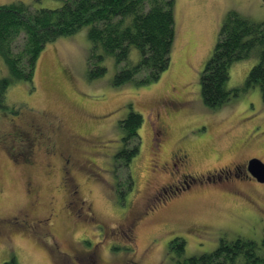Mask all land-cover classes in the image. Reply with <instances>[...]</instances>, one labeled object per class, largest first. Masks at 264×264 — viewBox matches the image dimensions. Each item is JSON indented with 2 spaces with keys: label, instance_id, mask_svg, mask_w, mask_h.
Wrapping results in <instances>:
<instances>
[{
  "label": "rangeland",
  "instance_id": "obj_1",
  "mask_svg": "<svg viewBox=\"0 0 264 264\" xmlns=\"http://www.w3.org/2000/svg\"><path fill=\"white\" fill-rule=\"evenodd\" d=\"M13 1L17 0H0V4ZM18 1L33 8L58 7L63 2ZM228 10L263 20L264 0H174L169 67L158 80L145 84L129 80L115 85L117 65L107 54L102 61L104 74L89 77V25L45 44L33 82L20 80L7 88L6 103L18 112L0 115V135L14 136L18 126L28 130L32 120L47 131L56 129L50 140L55 146L53 172L43 158L44 143L28 165L12 162L0 144V215L14 216L36 200L31 215L48 219L35 234L19 228L0 236V264L12 257L18 264H66V258L79 264L78 257L91 250L97 251L100 264H120L129 258L140 264H178L171 257V243L168 248L176 236L187 240L183 256L209 252L221 238L264 237L258 221L264 182L231 180L233 166L251 157L264 162L260 88L247 87L217 107L206 106L201 98L200 75ZM139 58L138 49L131 47L130 61ZM257 59L233 62L227 87L243 86ZM0 73L8 75L1 57ZM131 110L143 116V123L138 129V153L127 168L133 182L126 189L120 183L126 171L116 167L115 154L122 146L119 120ZM79 135L82 149L67 164L74 186L78 184L75 196L60 187L63 159L58 153L71 151ZM178 149L189 155L180 171L195 178L213 174L212 182L205 180L179 195L170 188L165 192L164 186L172 184L178 172L170 159ZM85 158L92 165L81 169L77 163ZM229 168L231 172H219ZM28 180L37 191L35 197L27 193Z\"/></svg>",
  "mask_w": 264,
  "mask_h": 264
},
{
  "label": "trees",
  "instance_id": "obj_2",
  "mask_svg": "<svg viewBox=\"0 0 264 264\" xmlns=\"http://www.w3.org/2000/svg\"><path fill=\"white\" fill-rule=\"evenodd\" d=\"M84 25L90 26V78L104 74L102 61L106 54L113 56L117 65L115 85L129 80L137 84L156 81L169 67L174 40V0H63L58 7L40 8L18 0L0 4V57L8 69V75L0 73V115L18 112L6 103L7 88L20 80L33 82L36 62L45 44L59 36L71 35ZM131 47L140 53L135 63L129 59ZM252 56L258 59L244 85L228 88L230 65ZM253 85L259 86L264 103V19L252 20L236 10H228L200 75L201 98L206 106L217 107ZM142 123L143 116L133 110L119 120L122 146L115 159L116 167L126 171L120 182L126 189H131L133 182L127 168L138 153V129ZM183 242L182 237L176 236L171 247L183 253ZM2 264L18 263L12 257ZM185 264H264V238L258 241L221 238L214 249L193 255Z\"/></svg>",
  "mask_w": 264,
  "mask_h": 264
},
{
  "label": "flooded vegetation",
  "instance_id": "obj_3",
  "mask_svg": "<svg viewBox=\"0 0 264 264\" xmlns=\"http://www.w3.org/2000/svg\"><path fill=\"white\" fill-rule=\"evenodd\" d=\"M156 116L158 117V113L156 114ZM18 127H15V129H14V136H11L10 134H5L3 136L0 135V137H1L0 144L2 145V147L4 149H6V153L8 154L9 159L12 162H14L15 164H19V165L31 164L36 159V149L41 147V145L44 143L45 146L43 148V158L47 161V163H49L50 170H51V172H53L54 165L51 162H52V156L55 153V151H54L55 146L52 143H50V140H51L52 131L54 132L56 129L52 128L50 131H47L46 126L42 125V123H40L38 120H36V121L32 120V122L30 124V129H28V130H25V129L20 130ZM51 127H53V125ZM48 132H50V133H48ZM26 137H28V138L26 139ZM25 139H26V141H25ZM82 140H83V137L81 135H79V138H76L74 140V146H73L71 151H69L67 153H64V152L58 153L60 159H63V163L61 166L62 171H60V177H61L60 187L62 189L64 188L70 194H74L75 196L79 194L76 190L78 187V184H75V186H74V182H73L74 178L72 177V174L69 171V167L67 164L71 162V158H74L75 152L77 150H79V148L82 149L81 148ZM23 149H25L24 152H23ZM19 157L21 158L20 160H19ZM188 157H189L188 153L183 149H178L177 151H174L172 153V156L170 159L172 160V163L175 166V169L178 170V172L174 176V178H173L174 180H173L172 184H167L164 186V188H166L165 192H166L167 188H170V189L175 190V195H179V193H181L183 191L194 190V187H196L197 184L198 185L205 184L204 183L205 180L209 181L207 183L212 182V181H210V177L213 174L201 175L199 178H195L194 176H191V174H188L185 171H183V172L180 171L179 166L183 167L187 163ZM251 158H254V157H251ZM251 158H248L245 161V164L242 162V163L237 164V165L232 167L233 168V173H232L233 178H231V180L236 178V177L239 179L250 178L251 180H254L255 182L259 183V181L256 179V177H254L248 170V162ZM255 158H258V157H255ZM77 164L79 165V168L84 169L89 164L92 165V162L88 158H85L82 161V163H77ZM47 167H48V165H47ZM227 170H229V172H231L230 168L226 169V170L222 169L219 172L227 171ZM199 180H203V182H198ZM28 181H29L28 184L30 187H28L27 193L30 196L35 197L37 191L34 188H32L33 187L32 181L31 180H28ZM73 186L75 189H72ZM83 203H84V201H83V199H81V208L83 206ZM36 204H37V201L35 200V203H31L30 208L28 210L18 211V214H20L21 216L18 214L14 215V216H10V217L0 215V236L4 235L6 237V234H8L7 232L9 230H12V229L16 230L19 228L21 231L27 230L31 234H35L36 232H39L40 228L43 227L44 224L46 223L48 217L46 216V217H41V218L40 217L34 218V216L31 215L32 210L34 209L35 206H37ZM258 221L262 222L261 228L264 231V207L260 208V216H259ZM39 235H41V234L39 233ZM263 238H261V239H263ZM173 239L174 238L169 240L168 248H169L170 243H172ZM261 239H259V240H261ZM183 240H184L183 245L185 247L186 246L185 242L187 240H185V238H183ZM93 246H94V244H93ZM177 246H178V244L175 246V248H177ZM171 249H172V253H173V255L171 257H174L176 259V261L178 262V264H185L186 261L190 257H192L193 255H197V254H193L190 256H183L185 249H183V253H178L177 250H175L173 248H171ZM76 261H78L77 263H79V264H100V259H99V256H98L96 250H91V252L84 254V255L81 254V257L80 258L78 257V259ZM122 263L123 264H140L139 261H137L133 258L125 259L120 264H122ZM66 264H70L69 260L67 258H66Z\"/></svg>",
  "mask_w": 264,
  "mask_h": 264
},
{
  "label": "water",
  "instance_id": "obj_4",
  "mask_svg": "<svg viewBox=\"0 0 264 264\" xmlns=\"http://www.w3.org/2000/svg\"><path fill=\"white\" fill-rule=\"evenodd\" d=\"M248 170L258 181L264 182V162L261 159L251 158L248 162Z\"/></svg>",
  "mask_w": 264,
  "mask_h": 264
},
{
  "label": "bare ground",
  "instance_id": "obj_5",
  "mask_svg": "<svg viewBox=\"0 0 264 264\" xmlns=\"http://www.w3.org/2000/svg\"><path fill=\"white\" fill-rule=\"evenodd\" d=\"M180 148V147H179ZM184 149V148H183ZM21 216V215H20ZM28 216V215H27ZM68 259V258H67Z\"/></svg>",
  "mask_w": 264,
  "mask_h": 264
}]
</instances>
